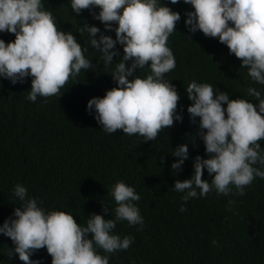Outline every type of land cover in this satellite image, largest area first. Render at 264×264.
I'll return each instance as SVG.
<instances>
[{"label": "clouds", "instance_id": "9594fccd", "mask_svg": "<svg viewBox=\"0 0 264 264\" xmlns=\"http://www.w3.org/2000/svg\"><path fill=\"white\" fill-rule=\"evenodd\" d=\"M179 2L171 0L173 5ZM184 2L193 9L184 14L189 31L218 38L228 46L230 54L241 59V67L248 69L252 81L264 85V0ZM70 3L74 13L88 10L104 25V30L89 23L78 29L82 36L87 33L86 44L99 53L97 64L86 56L88 47L78 42L73 32L58 26L44 0H0V32L14 34L7 42L0 38V79L15 85L31 77L27 99H54L70 78L77 77L82 69L93 70L102 62L105 69H110L105 75L109 73L117 86L102 97L91 98L87 110L94 113L103 131L111 134L122 129L124 134L143 136L146 142L155 140L177 121L183 122V114L178 111L181 95L172 80L165 78L177 65L168 41L177 30L181 12L173 10L165 0L163 4L161 0ZM111 31L115 38L106 34ZM117 45L123 47L122 55ZM144 69H150L146 77L137 75ZM186 92L192 101L187 108L191 120L195 123L199 117V131L192 139L203 141L206 154H191L189 143L185 142L160 157L161 166L171 164L175 175L188 159L194 161L191 177L175 181L173 191L184 193L181 212L187 210L191 198L213 191L227 196L234 188L236 194L244 195L246 186L256 177L264 178V88L250 84L246 95L254 98L251 100L230 98L227 91H216L210 83L193 80ZM205 170L210 180L204 178ZM13 194L20 205L0 224V234L11 238L15 248L9 254L18 253L25 264H40L39 260H32V255L45 247L52 264H110V256L98 249L115 253L128 249L135 239L115 233L118 222L127 220L141 228L144 225L135 203L141 196L123 180L111 190L116 202L114 216L102 201L103 213L110 212L111 217L92 213L86 225L79 224L71 213L46 209L42 200L29 196V189L22 183L14 186Z\"/></svg>", "mask_w": 264, "mask_h": 264}, {"label": "trees", "instance_id": "16d2710c", "mask_svg": "<svg viewBox=\"0 0 264 264\" xmlns=\"http://www.w3.org/2000/svg\"><path fill=\"white\" fill-rule=\"evenodd\" d=\"M165 3L182 15L168 41L177 65L165 78L172 80L181 95L178 111L183 122L162 130L158 140L159 135L144 142L143 136L124 134L122 129L107 133L94 113H89L91 98L102 97L117 86L109 73L105 75L110 69L102 62L70 78L54 99H27L31 77L15 85L0 79V224L20 205L13 194L17 183L29 189V196L42 200L46 209L71 213L79 224L86 225L92 213L111 217L110 212L103 213L102 201L114 216L116 202L111 190L123 180L141 196L135 203L144 225L118 222L114 232L121 238L130 235L135 239L128 249L115 253L98 249L110 256V264H264V178L256 177L244 195L236 194L234 188L227 196L213 191L191 198L187 210L181 212L184 193L173 191L175 181L191 177L194 161L188 159L177 175L171 164H160L164 151L166 154L185 142L191 154H206L203 141L192 139L199 131V117L194 123L187 111L192 101L186 88L191 81L210 83L216 91H227L230 98L250 100L254 98L247 97V87L251 84L260 89L264 85L252 81L248 69L241 67V59L230 54L218 38L189 31L184 14L193 10L191 5L184 0L175 5L171 0ZM44 5L60 28L73 32L78 42L88 47L86 56L97 64L99 53L86 44L87 33L82 36L78 29L89 23L104 30V25L88 10L74 13L70 0H44ZM106 34L116 35L114 31ZM13 35L0 32L6 42ZM117 47L122 55L123 47ZM149 72L144 69L137 75L146 77ZM261 143L264 145V140ZM204 178L211 179L207 170ZM14 248L11 238L0 234V264H25L18 253L9 254ZM32 260L52 264L46 247L36 250Z\"/></svg>", "mask_w": 264, "mask_h": 264}]
</instances>
